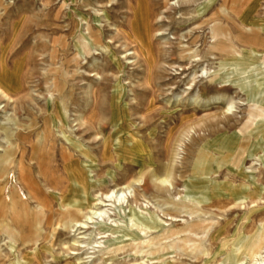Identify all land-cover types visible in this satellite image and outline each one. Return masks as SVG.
Listing matches in <instances>:
<instances>
[{
  "label": "rangeland",
  "instance_id": "1",
  "mask_svg": "<svg viewBox=\"0 0 264 264\" xmlns=\"http://www.w3.org/2000/svg\"><path fill=\"white\" fill-rule=\"evenodd\" d=\"M194 1L186 4L188 8L183 4L182 9H178L173 4L164 8L161 0H146L150 9L149 43L153 47L150 46L153 60L148 64L138 40L141 34H138L137 0H3L0 53L3 54L4 69L15 86L11 85L13 90L7 92L12 95L10 99L0 96V146L5 145L2 138V127L8 125L5 118L18 117L25 123L27 119L37 117L41 122L43 117L53 113L54 103L57 104L62 96L67 103L62 115L66 124L63 130L75 140L90 145L98 158L101 156L100 137H92L93 128L106 135L112 131L113 117L119 118L121 124L125 120L121 131L132 133L148 148L144 162L149 158L152 165L158 167L174 160L176 170L167 186L170 194H164L166 198L179 199V195L185 194L183 184L193 176L192 168L197 163L199 167L216 170L210 178L220 182L230 180L235 188L247 187V198L232 201L230 197L211 196L198 205L205 213L204 217L213 224L202 234L207 247L205 255L189 259L172 252L157 261L173 258L176 261L172 264H229L226 257L234 246L246 241L256 230L264 231V134L261 132L264 131V103L260 107L256 101L264 102V0H231L229 6L232 9L225 15L219 10L221 0H215L210 9L211 14H215L211 23L218 26L217 38L223 39L222 32H227L230 43L238 47V54L216 49L208 51L206 26L211 24H206L207 18H199L194 11L205 0ZM249 26H256L260 31L249 32L245 29ZM88 36L96 41H88V53H79L75 58L76 42ZM251 37L255 40L253 43ZM51 43L53 47L56 45L52 53L47 48ZM180 48L196 50L200 59L196 63L181 60ZM251 49L260 57L250 55ZM233 59L242 62L230 68ZM195 70L199 73L196 71L194 85L190 90L184 89ZM207 75L217 79L208 80ZM233 77H251L255 101L248 100ZM53 83L57 86L51 92ZM90 88L96 93L92 127L77 120L78 111L89 116V105L86 104L91 96ZM218 93L224 95L221 103L207 105L204 102ZM193 94L198 95V99L192 103L190 97ZM228 99L232 104L224 112ZM149 101L153 106L147 109ZM13 103L16 110L12 108ZM113 107L119 115L112 112ZM249 110H262L263 113L250 118ZM55 132L56 154L50 158V166H56L57 172L62 173L58 150L64 142L58 127ZM124 143L128 145L129 141ZM176 148L178 154L175 155ZM251 151L255 154L251 155ZM109 155L99 162L100 169L89 174L91 180L97 179L96 175L107 178L106 171L115 170L114 159L119 153L111 149ZM120 164L124 171L116 170L115 182L126 184L136 172L138 163L120 161ZM232 165H238V168L234 169ZM149 183L150 179L143 177L140 185L129 186V197L146 190ZM111 184L108 182L109 186ZM31 186L40 199L45 198L35 181ZM152 203H147L149 209L165 219ZM177 219L189 220L185 214ZM57 238L50 247L55 259L41 251L43 264H64L71 260L70 251L62 248ZM67 238L65 231L59 236L62 240ZM8 252L9 248H5L0 240V261ZM90 255L97 258L100 253ZM118 259H124L121 264H144L142 261L145 260L138 257L133 260L125 255H119ZM93 261L89 259L87 264ZM245 261L243 258L241 263Z\"/></svg>",
  "mask_w": 264,
  "mask_h": 264
},
{
  "label": "bare ground",
  "instance_id": "2",
  "mask_svg": "<svg viewBox=\"0 0 264 264\" xmlns=\"http://www.w3.org/2000/svg\"><path fill=\"white\" fill-rule=\"evenodd\" d=\"M193 1L174 0L169 2V0H161V5L164 8H169L167 5L173 4L178 9H182L183 4H185L184 6L190 5ZM214 2L215 0H205L194 10L199 18H207L204 20L206 24H211L206 26L209 38L207 49L208 51L216 49L238 54V47L236 48V45L230 43L227 32H222L223 39L217 38L218 26L211 23L214 21L212 17L215 14H211L210 9ZM229 2L231 0H221L220 2L219 10L223 15L232 9ZM164 8L160 7V9ZM4 10L3 0H0V19ZM137 10L140 17L138 27V34H141L138 35L140 51L149 64L153 60V55L151 53L152 46L149 43L151 36L148 34V10L150 9H148L146 0H137ZM184 20L186 21V19ZM245 29L249 32H253V29L260 31V28L256 26H249ZM88 41L92 43L96 39H89L88 36L87 38L82 37L80 41L76 42L77 55L75 58L79 53H88ZM250 41L253 43L255 40L251 37ZM54 47L52 43L47 45L50 53L53 52ZM249 52L250 55L260 57L254 49ZM198 55L196 50L190 48L179 49V58L188 60L189 63H196L200 59ZM238 56L241 57V55ZM3 59V54L0 53V96L10 99L12 95L9 96L7 92L13 90L11 85H15L14 80L4 69ZM232 61L230 68L242 62L240 59ZM196 71L199 73V70L193 72L184 89L192 88L194 79L198 75ZM233 78L238 88L245 92L248 100H254L256 93L251 91V77ZM207 79L215 80L217 77L207 75ZM56 86L57 84L53 83L50 91L52 92ZM89 91H91V96L86 104V106L89 105V116L86 117L83 111H78L77 120L81 123H88V127H92L91 115L95 110L96 93L91 88ZM64 97L62 96L57 104L54 103L53 113L43 117L41 122L37 117L27 119L25 123L24 121L20 122L18 117L5 118L8 122L7 126L2 127V138L5 140V145L0 146V240L4 242L5 248H9V252L0 261V264H43L40 256L41 251H46L55 259L50 247L56 241V237H58L57 243L59 242L66 251H70L68 254L71 255V260L65 261L64 264H87L89 259L90 261L94 259L90 264H121L124 259L119 260V255L131 256L133 260H136L137 257L142 260L145 258L142 261L144 264H172L176 259L157 261L172 252H176L178 256L189 257V259H197L198 256L205 255L207 247L203 243L202 234L213 224L210 219L204 217L205 213L198 205L211 196L230 197L232 201L247 198L249 197L247 187L235 188L230 180L220 182L210 178L209 175L215 173L216 170L212 171L208 166L199 167V163H197L192 168L193 176L188 177L183 184V188L186 190L185 194L179 195V199H168L169 197L166 198L164 194H170L167 186L173 179L176 170L174 160L158 167L153 166L149 158L144 162V154L147 153L148 148L141 139L136 138L132 133L124 134L121 129L126 121L123 120L121 124L119 123L120 119L115 117L111 120L112 131L110 133L105 135L93 128L92 137H100L101 156L98 158L96 153L89 148L90 145L75 140L63 130L66 124L62 120V115L66 112L67 106ZM223 97L222 93H218L202 100L207 105H216L221 103ZM197 99L198 95L195 94L190 97L192 103ZM225 101L227 104L224 112H227L232 101L230 99ZM256 101L259 102L258 106L260 107L264 103L259 99ZM152 106L153 103L149 101L147 109ZM12 108L16 110V104L13 103ZM112 112L120 114L116 107L112 108ZM258 113H263V111H248L250 118ZM20 127L25 132L20 130ZM56 127H58L64 142L58 150L62 173L57 172L56 166L53 168L50 166L52 160L50 158L56 154ZM261 132L264 134V131ZM239 134L242 135V133ZM32 136H35V139L29 138ZM26 137L28 139H25ZM125 140L129 141L128 145L124 143ZM111 149L119 153V156L114 159L116 161L115 170L106 171L107 178L96 175L97 179L91 180L92 177H89V174L96 168L100 169L99 162L105 161L110 156ZM177 150L178 148L174 151L175 155L178 154ZM250 154L254 155L255 153L251 151ZM120 161L138 163L136 172L126 184L115 182L116 170L124 171ZM232 166L235 167L234 169L238 168V165ZM149 168L151 169L149 170ZM143 177L150 179L149 186L146 190L137 191L136 196L130 198L129 186L140 185ZM32 181L42 188L45 198L40 199L35 194L33 186H31ZM108 182H112V184L109 186ZM177 194L179 193L177 192ZM147 203H152L153 208L160 209L161 214L166 218L161 219L156 213L155 215ZM184 214L189 220L177 219ZM60 229L62 230L60 234L64 231L68 234L66 240L59 239L60 234L57 236ZM207 236L209 235L207 234ZM89 249H93V251L89 252ZM97 252L100 253L97 258L90 255V253ZM263 254L264 231L256 230L246 241L234 246L226 259L229 264H242L243 258L247 260L243 264H264Z\"/></svg>",
  "mask_w": 264,
  "mask_h": 264
}]
</instances>
